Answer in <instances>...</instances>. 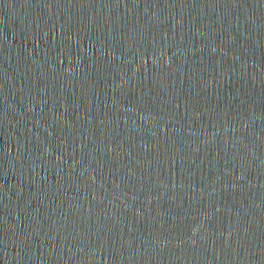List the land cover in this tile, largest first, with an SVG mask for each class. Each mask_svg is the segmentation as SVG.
<instances>
[{
    "label": "water",
    "instance_id": "1",
    "mask_svg": "<svg viewBox=\"0 0 264 264\" xmlns=\"http://www.w3.org/2000/svg\"><path fill=\"white\" fill-rule=\"evenodd\" d=\"M0 264H264V0H0Z\"/></svg>",
    "mask_w": 264,
    "mask_h": 264
}]
</instances>
